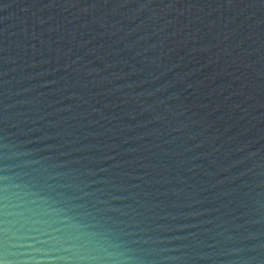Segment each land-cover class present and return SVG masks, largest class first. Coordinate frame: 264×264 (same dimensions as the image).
<instances>
[{"label": "water", "instance_id": "water-1", "mask_svg": "<svg viewBox=\"0 0 264 264\" xmlns=\"http://www.w3.org/2000/svg\"><path fill=\"white\" fill-rule=\"evenodd\" d=\"M5 177L23 251L264 264V0H0Z\"/></svg>", "mask_w": 264, "mask_h": 264}, {"label": "clouds", "instance_id": "clouds-1", "mask_svg": "<svg viewBox=\"0 0 264 264\" xmlns=\"http://www.w3.org/2000/svg\"><path fill=\"white\" fill-rule=\"evenodd\" d=\"M10 187L17 190L10 191ZM40 201V193L25 186L0 185V264H120L119 260L104 253L93 233L86 231L66 232L62 242L55 245L54 252L23 251L28 245L22 241L30 237L24 235V229L18 225L28 223ZM69 227L75 229L76 226ZM45 255H50L51 259L37 258Z\"/></svg>", "mask_w": 264, "mask_h": 264}]
</instances>
